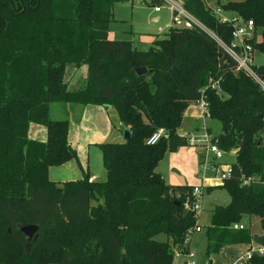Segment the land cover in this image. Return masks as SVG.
I'll use <instances>...</instances> for the list:
<instances>
[{
  "label": "trees",
  "instance_id": "trees-1",
  "mask_svg": "<svg viewBox=\"0 0 264 264\" xmlns=\"http://www.w3.org/2000/svg\"><path fill=\"white\" fill-rule=\"evenodd\" d=\"M180 1L230 42L231 27L202 0ZM112 3L0 0V264H174L196 224L185 206L193 187L175 199L179 192L156 169L167 150L190 145L179 131L187 108L201 98L208 103L206 118L221 124L216 145L235 152L230 178L219 187L230 203L211 212L206 256L211 262L229 245H250L248 229H232L247 217L259 219L264 236V92L234 63L223 69L220 48L197 28L172 27L147 44L111 40ZM218 5L254 22L262 31L254 48L264 55V0ZM83 67L87 76L71 88ZM138 68L148 75L139 77ZM258 73L264 78V66ZM220 78L219 93L210 81ZM52 104H60L64 119L52 118ZM71 105L114 108L131 133L100 145L105 182L87 174L66 182L49 176L51 168L77 159L69 142ZM32 124L46 128L44 141L28 137ZM160 129L162 140L147 145ZM252 179L257 183L243 184ZM30 225L39 229L29 243L20 227ZM247 264H264V255L254 254Z\"/></svg>",
  "mask_w": 264,
  "mask_h": 264
},
{
  "label": "rangeland",
  "instance_id": "rangeland-1",
  "mask_svg": "<svg viewBox=\"0 0 264 264\" xmlns=\"http://www.w3.org/2000/svg\"><path fill=\"white\" fill-rule=\"evenodd\" d=\"M211 3L218 5V0H211ZM220 3H225L226 0H219ZM157 4H150V0H113L112 3V21L109 26L108 36L111 40H131L135 43L144 41L146 44L152 42L150 38L156 35L161 37L168 30L171 22V12L166 5H160L162 7L161 13L154 11ZM224 16L228 19L237 17L236 13L223 11ZM155 16L160 17V21L153 22L152 19ZM164 30L163 33L160 30ZM262 37V31H259V38ZM144 44V46H148ZM144 47V48H145ZM144 49L143 47H140ZM255 62L257 64H264V56L257 52ZM60 104H52V118L53 119H64L62 112H56V108ZM81 107L76 105V109ZM200 108V107H199ZM201 109V108H200ZM75 114L77 110L74 111ZM202 112V110H201ZM60 114V117L58 115ZM110 118L114 125V130L106 129L103 134H106V138L97 143V138L90 134V130L86 131L79 138L84 141H77L76 145L81 146L91 145L88 153L89 168L86 173L90 180L102 183L107 180V174L104 167L103 154L100 148L101 144L104 143H120L123 142L124 136L118 131V114L114 108L109 109ZM203 115V112H202ZM200 118V121L210 129L208 132L209 141L219 136L221 132V124L217 120ZM92 117H89L90 119ZM104 120V119H103ZM91 123L88 122V126ZM87 126V127H88ZM197 122L195 119L186 117L181 126V133L184 136H188L190 145H185L177 148L175 151L167 150L163 160L159 163L156 172L163 178V180L177 190L179 193H173L172 197L180 199L184 197V194L188 192L190 187H201L204 190L202 213L200 215V224L203 227V231L196 232L193 235L190 250L194 253V261L196 264H210L206 256V237L205 230L210 224V215L215 206H226L230 203V198L225 189L222 188H209V182H215L218 180L219 175L216 174L215 166L207 167L205 165V159L213 160V156L207 153L205 144L206 140L203 137L204 133L195 130ZM120 127V126H119ZM77 129L76 125L71 126V132ZM111 130V131H110ZM180 132V131H179ZM180 133V134H181ZM86 142V143H85ZM76 150V146L72 144ZM77 161L81 159L78 157ZM87 160V157H86ZM235 160V152L225 153L223 158L215 161V164H220L219 170L226 168L229 169L231 164ZM84 177V176H83ZM82 177V178H83ZM52 179V178H51ZM54 180V179H52ZM76 180V179H75ZM220 182V181H218ZM221 183V182H220ZM180 195V196H179ZM185 202V201H184ZM243 224L249 230V233L253 237H260L262 235V229L259 219L256 217H247L243 219ZM160 240H165V236H159ZM251 247H255L256 244L253 242L250 244ZM249 249V244L238 243L229 245L220 252L218 258L213 259L212 264H235Z\"/></svg>",
  "mask_w": 264,
  "mask_h": 264
},
{
  "label": "built area",
  "instance_id": "built-area-1",
  "mask_svg": "<svg viewBox=\"0 0 264 264\" xmlns=\"http://www.w3.org/2000/svg\"><path fill=\"white\" fill-rule=\"evenodd\" d=\"M161 3L157 5L154 9L156 13L162 11V7L160 5H166V7L171 12V24L167 28H180V29H193L197 28L203 32H205L211 39H213L221 52L226 54L232 63L236 66L237 72H243L249 78H251L264 92V78L258 73V69L264 66V64H257L255 62L256 53L258 52L254 45H257L261 38H259V29L256 27L252 20H244L243 18L237 16L232 19L226 18L223 14V10L221 7L217 6V2L211 3V0H202L206 7L210 10V12L218 18L219 22L228 25L231 27V40L230 42L223 41L217 34L212 32L209 28H207L202 22L197 20L193 15H191L184 8V4L180 0H160ZM162 32L164 30L160 29ZM264 56V55H263ZM222 81V78L217 80L216 82L210 81V88L216 90L217 92H221L219 82ZM202 109L204 119L209 116L208 114V103L204 98H201L196 102ZM202 133H204V138L206 140V150L207 153L213 156V160L205 159V165L211 167L215 166L216 174L219 175L218 181L223 183L227 179L230 178L231 168L226 169L223 168L219 170L220 164H215V161L220 160L224 156V152L218 147L216 144H212L209 141L208 129L203 124L200 127ZM165 135V131L163 129L155 132L147 141V145L153 146L159 143ZM182 139H185L190 142V138L186 135H181ZM257 183L256 180H247L244 181L243 184ZM203 195L204 190L201 187H193L191 192V202H186V208L191 211L195 215L196 224L193 229H190L187 232V236L185 239V245H188L196 232L203 231V227L200 224V215L203 211L202 203H203ZM233 230H245L246 227L237 223L232 225ZM254 254L264 255V248L262 246L256 245L255 247H251L235 264H247L253 257ZM180 256H184L186 258V262L184 264H196L194 261L195 255L188 248L185 253H181L179 251L175 252V258Z\"/></svg>",
  "mask_w": 264,
  "mask_h": 264
},
{
  "label": "crops",
  "instance_id": "crops-1",
  "mask_svg": "<svg viewBox=\"0 0 264 264\" xmlns=\"http://www.w3.org/2000/svg\"><path fill=\"white\" fill-rule=\"evenodd\" d=\"M159 13H161V12H159ZM152 21L158 22V21H160V17L155 16L152 19ZM141 47H145L144 44H143V46L141 45ZM86 76H87L86 67L79 69L74 74L73 78L71 79V81L69 83L70 87L74 88L76 86V84L79 81H82L83 79H85ZM199 107L200 106L197 103L190 105L186 110L184 119L186 117H190V118L195 119L197 122V126L195 127V130L201 132L200 127L203 125V123L200 121V118H203L202 117L203 115L201 112L202 109H200L201 107L200 108ZM66 109H67V111L69 113V117H70V124H71L70 129H71L72 125L77 126V129L75 131H73V132H71V130L69 131V142L71 145L73 144L76 146V150L78 152V157L81 156V159L79 161L72 160L64 166L54 167V168L50 169V171H49L50 178L54 179L53 181H59V182H66L69 180L81 179L86 173H88V168H89V159H88L89 153H88V151H89L91 145H88V146L85 144H83L81 146L76 145L77 141L80 140L79 138L81 137L82 134H84L86 131L90 130L91 131L90 134L94 135L97 138V141H98L97 143H102L101 141H103L107 136L106 134H103L106 131V129H109V127H111V130H114L113 122L110 118H108V117H110V113H109L110 107L89 105L86 107L81 106V107H78V109H76V105H71V106H67ZM55 110H56V112L57 111L61 112L58 107ZM75 110H77L76 114L74 112ZM58 115L60 117L59 113H58ZM89 117H92V118L88 119ZM88 122L91 123L90 126H88ZM119 123L120 122L118 120V127L117 128H118V131L121 133V136H123V133L125 130L122 129V127L120 126ZM208 130L210 132V129H208ZM46 133L47 132H46L45 127L32 124L29 128V131H28V137L30 139L44 141L46 139V135H47ZM180 133H181V129H180ZM181 135H183V134L181 133ZM213 139H215V138H213ZM80 141H82V140H80ZM82 142H84V141H82ZM86 152L88 154H86ZM86 157H87V160H86ZM85 166H87L88 168ZM207 185L209 186L208 189L209 188L212 189V188H219L222 185V183H220V182H218V180H216L215 182H209ZM241 224H243V221ZM191 242H192V239H191L190 243L187 245V247L189 249L191 247L190 246ZM206 248H207V240H206ZM250 248H251V245H249V249ZM218 256L213 258V259L218 258ZM213 259L211 262L208 260V262L210 264H212ZM185 262H186V258L184 256H180L178 258H175V260H174V264H184Z\"/></svg>",
  "mask_w": 264,
  "mask_h": 264
},
{
  "label": "water",
  "instance_id": "water-1",
  "mask_svg": "<svg viewBox=\"0 0 264 264\" xmlns=\"http://www.w3.org/2000/svg\"><path fill=\"white\" fill-rule=\"evenodd\" d=\"M219 59L222 63V67L223 69H229L232 65V61L230 60V58L224 54L223 52L219 53ZM136 73L139 77L142 76H147L148 75V71L145 68H138L136 69ZM259 118L263 121L264 123V114H260ZM123 139L124 140H128L131 137V133L128 130H125L123 133ZM219 141L218 138L212 139L211 143L212 144H217ZM38 226H34V225H30V226H21L20 227V232L26 237L27 241L30 243L31 241L35 242L38 238ZM253 243L258 245V246H263L264 243V236H260V237H255L253 239Z\"/></svg>",
  "mask_w": 264,
  "mask_h": 264
}]
</instances>
